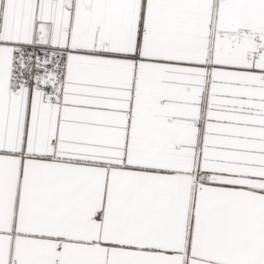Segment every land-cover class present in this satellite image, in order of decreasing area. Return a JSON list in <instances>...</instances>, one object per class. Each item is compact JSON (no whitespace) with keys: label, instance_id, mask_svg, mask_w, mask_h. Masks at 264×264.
<instances>
[{"label":"snow or ice","instance_id":"snow-or-ice-1","mask_svg":"<svg viewBox=\"0 0 264 264\" xmlns=\"http://www.w3.org/2000/svg\"><path fill=\"white\" fill-rule=\"evenodd\" d=\"M0 264H264V0H0Z\"/></svg>","mask_w":264,"mask_h":264}]
</instances>
